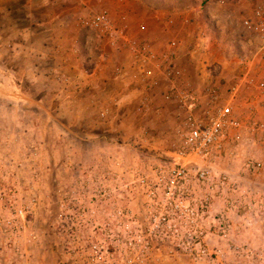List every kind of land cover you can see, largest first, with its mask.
<instances>
[{"label":"rangeland","instance_id":"1","mask_svg":"<svg viewBox=\"0 0 264 264\" xmlns=\"http://www.w3.org/2000/svg\"><path fill=\"white\" fill-rule=\"evenodd\" d=\"M19 1L15 18L24 23L25 0ZM109 1L118 7L128 3L129 20L121 13L113 15ZM119 1L59 0L61 21L77 33L61 62L27 63L18 47L4 43L3 31L10 29L12 17L0 16V264H82L77 254L67 256L65 248L103 242H113L114 264H264V91L238 92L233 116L239 126L223 133L212 156L179 155L188 115L205 119L216 111L245 71L254 82L264 83L260 70L264 63L254 57L256 44L241 22L253 6L240 8L239 0ZM190 9L196 12L197 30L191 33L192 44L182 47L181 59L177 60L178 54L171 59V76L163 78L165 63L161 69L160 65L149 68L151 75L146 78L136 73L133 67L143 61L133 57V44L147 45L153 54L148 61L162 64L160 56L171 51V43L178 48L182 37H174L170 30L160 48L151 47V41L133 39L128 33L132 19L146 25L149 13L160 10L173 28L174 16H186ZM98 14H106L129 43L115 48L103 34L82 26V20ZM55 49L66 52L64 47ZM124 73L134 94L129 100L119 83ZM107 74L113 75V83ZM172 84L187 93L185 104L169 94ZM101 88L114 96L113 103L97 98L94 107L98 108L84 111L60 110V101L55 103L59 90L83 93V99L89 90L97 93ZM13 120L28 127L12 128ZM22 130L34 132L33 137L37 134L39 142L33 145L27 137H19ZM31 151L43 157L33 158ZM172 168L185 170L186 182L173 179L168 172ZM200 171L207 172L218 188L211 191L197 181ZM171 182L182 183L187 199L195 202L199 218L192 224L147 220L152 186L162 183L160 192H167L162 186ZM65 198L78 199L88 216L95 213V229L82 225L76 239L64 232L57 217ZM20 210L21 218L14 217L20 226L16 232L8 224ZM124 216L133 220L122 221ZM155 226L166 236L154 237ZM109 230L113 238L107 239ZM127 236L135 251L142 248L143 240H150V252L125 254L124 248L119 252ZM192 247L195 252L182 251Z\"/></svg>","mask_w":264,"mask_h":264},{"label":"built area","instance_id":"2","mask_svg":"<svg viewBox=\"0 0 264 264\" xmlns=\"http://www.w3.org/2000/svg\"><path fill=\"white\" fill-rule=\"evenodd\" d=\"M253 1V7L250 9L249 13L246 14L245 17H243L241 22L243 29H245L246 32H248V34L253 37L252 41H254V43L256 44L257 51L254 57H257L258 60L264 62V0ZM81 24L85 28L98 31L103 34L108 41V44L110 46H114L115 48H118V46L122 44L129 43L123 33V30L113 25L106 14H98L96 16H93L89 20H82ZM170 45H172L171 51H169L166 55L160 56L162 64H153L152 62H155L154 60L148 61L150 58H152L153 55H151L147 51L148 46L146 45L138 48V46L133 44L131 49L134 51L135 59L139 57L141 61H143L141 66L133 67L135 72L141 75L143 78H146L148 77V75H151L148 74V70H150L149 68L160 65L158 67L159 69H161V67H164L163 64L165 63L163 78H169L172 72L168 69H171L172 67L170 64L171 59L175 57V50L177 49L176 43H171ZM138 61L140 60L138 59ZM147 63H152V65L149 66ZM244 68L247 69V67ZM165 70H167V72ZM173 73L176 74L175 71ZM170 87L172 90L169 92V94H175V97L178 98L181 103L185 104L188 99L187 93L181 91V89L179 87H176V85L174 84H172ZM242 88H253L258 92H263L264 83L254 82V80L249 76V71H245L242 73L239 81L229 89L230 97L228 98V100L226 99V101L221 106L216 108V111H214L213 113H208L205 119L194 116L192 114L188 115L185 123L186 133L184 134L181 143L182 151L179 152V155L181 157L186 155H194L200 158H208L209 156H212V153H214L215 149L218 150V142L220 138H222L223 133L226 130L236 129L239 126V122L233 116V106L237 100L236 96ZM205 93L211 95L212 91L209 88H206ZM167 98H169V96H167ZM168 172L173 179L178 178L179 181L182 180L186 182L188 178V175L182 168H172L168 170ZM161 173L162 172H160V174ZM196 178L197 181H200L202 185L205 184L206 187H208L211 191L218 188L217 185H214L211 182V179L209 178L207 172L200 171L197 174ZM162 183H158L152 186L151 192L147 194V207L151 208L148 211L147 220L158 221L162 224H170L175 222L192 224L193 222H195L199 218L196 209L193 208L195 202L191 199H187L185 193L182 191V189H184L183 184L177 182L176 186L174 182H171L168 187L162 186L163 189L167 192L161 193L159 187L162 185ZM223 184V182H220V185ZM125 186V191L129 193V185ZM78 201L79 200L75 198H65L63 201H61V211L57 217V221L63 227L64 232L68 234V236L72 239H76L78 237L77 232H79L80 228H83L87 224L91 225L93 229H95L93 224L94 221L92 220L97 219L96 216H93L95 215V213H91L92 215L90 216H88V214H85V210H82V207L80 206ZM125 204L129 205V197L127 201H125ZM119 211L117 214L121 216L122 214H120ZM22 214V210L14 214L13 220H11V222L8 224L11 229H20V226L14 220V217L21 218ZM123 219L122 221L125 222L133 220L132 218H129V216H124ZM155 228L157 230L154 232V237L157 234V237L166 236V233L159 226H155ZM188 228L191 227L188 226ZM187 234L189 239L191 240L192 236H190V232L187 231ZM106 237L107 239L113 238L111 230H109V234H107ZM125 241L127 242V244L126 242H124L125 245L119 247V252L122 248H124L125 254H127L129 251V254L137 253L144 255L149 253L150 249L152 248V242L150 240H143L142 248L139 251L134 250L133 242L132 240L129 241V236L125 238ZM112 244L113 242H103L102 244L89 243V245L86 247L78 246V248L73 249L65 248V254L67 256L77 254L78 258L82 260V264H114L112 260V256L114 254L112 252L115 251V246H113ZM190 245H194L193 247H195L197 244L190 241ZM193 247L190 249L183 248L182 251L195 252L196 249ZM83 255L86 256V258H84ZM110 257L111 259H109ZM124 264H129V261H126Z\"/></svg>","mask_w":264,"mask_h":264},{"label":"crops","instance_id":"3","mask_svg":"<svg viewBox=\"0 0 264 264\" xmlns=\"http://www.w3.org/2000/svg\"><path fill=\"white\" fill-rule=\"evenodd\" d=\"M122 1L123 2H129V0H120L119 3ZM109 2H111V1H109ZM251 2H252V0H239L237 5L240 8L248 9V8L252 7V5H253V4H251ZM116 3H115V1L111 2V6L107 7L108 10L112 11L113 15L121 13L122 15H125L126 17L128 16L127 19L129 20L128 3H127V7H125L126 6V5H124L125 3H120V4H122V6L120 4H118L121 7H118L116 5ZM18 4H21L19 0H0V16L10 15L12 17V20L10 21V22H12V24L11 23L9 24V25H11L10 29L7 30L8 29L7 28L3 31L4 43L6 42L8 44V42L10 41L14 47H18L20 49L22 55L28 57V58L26 57L27 63H31V62L36 63V62H42V61H44V62L45 61H50V62H52V61H54V62L63 61L64 59L62 58V56H63V54L67 55L70 43L72 44V42L74 41L73 39H75V36L77 35V33H75L74 28H71L70 25L64 24L61 21V19L64 20V18L62 17L63 13L61 11L62 9H61V5H60L59 0H25L24 3L22 4L23 12L25 13V11H26V17H24V18H26V21L24 23H22L21 21L18 22L17 19L15 18V15L17 14V11L15 8H17V9L21 8V6H19ZM190 11H191V9H190ZM190 11L186 16H180V18L178 16V14L176 16H174L173 28H171L172 26H170V24H167V22H166V19H167L166 13L164 11H160V10L157 12L151 11L149 13L150 16L145 18L146 19V25L142 24L140 26L139 25L140 23L139 24L133 23V21L135 22V19L130 18V19H132V25L129 26V32L128 33L133 37V39L134 38L136 39V37L137 38L139 37V38H142L143 41H149V42L151 41V43H149L150 45L152 44L154 47L158 46L160 48L162 46V44L164 43V41H163V43L161 41L162 38L164 36L167 37L170 33L169 32L170 30L174 31L173 32L174 37L176 36V37L184 38V40L182 38L177 40L179 42L180 46L175 50V56L178 54L177 60L179 61L181 59V53L183 52L182 47L185 48V47L190 46L192 44L191 36L193 34H191V33L194 30H197L196 18L194 17L196 12H194V11L190 12ZM132 17H135V16H132ZM181 19H183V21ZM139 27H140V30H142L141 33H139L140 32ZM152 32L157 33L158 36L154 37L152 35L154 33H152ZM165 32H167L168 34H165ZM140 34H141V36H140ZM194 34H195V32H194ZM18 35H20V37H21L20 39L18 38ZM152 45H151V47H152ZM55 47H57V48L58 47H64L66 49V52L64 51L61 54L59 51H57V49H55ZM56 51H57V53H56ZM56 55H58V56H56ZM128 58H129V56H128ZM263 65L260 66V68H261L260 70L263 71L262 74L264 75V66ZM29 68H30V66H29ZM31 75H32V73H31ZM106 77L111 79L109 81V83H113V80H112V78H114L113 75L110 77V74H107ZM41 78L44 79V77H41ZM121 78H122V80L119 79V83L124 85L125 91L127 90L126 91L127 92L126 93V100L127 99L129 100V97L131 95H132V97L134 96L133 92L131 91V88L129 87V76L126 73H124L121 76ZM33 79L35 80L36 77ZM65 80H67V78H65ZM65 80H63V81H65ZM78 82L80 83V81L77 79L76 83H78ZM67 83H69V82H67ZM94 89H96V88H94ZM94 89L92 91H94ZM101 90H102V88L99 89L97 93L89 90V93L84 94L86 96L85 97L83 96L84 97L83 99L81 98L82 97L81 95L83 93L82 94L77 93L76 91L72 93V92H70V90H67V92L66 91L64 92L63 90H59L57 93V99H56L55 103H58V101H60V107H61L60 110H68V109L73 108L74 110H77V111H84V109L87 110V109H91V108L95 110L96 105L94 107V104H95L94 102L97 98L98 99L103 98V99H105L103 101H109V103L110 102L113 103L112 101H113L114 96L109 94L108 93L109 91H107L106 89L104 91H101ZM81 92H84V91H81ZM63 95H64V97H63ZM75 95L77 96L76 98L74 97ZM53 96H55V95H53ZM70 96H71V98H73V100H71V98L69 99ZM31 97L34 100H36L35 97H33V96H31ZM55 98H56V96H55ZM37 101L38 102L43 101L44 106L48 105L44 100L38 99V100H36V102ZM91 103H92V106L90 105ZM51 104H52V102H51ZM70 104L72 106H69ZM54 106H56V105H54ZM97 108H98V106H97ZM119 108H120V106L118 105L117 109H119ZM76 124H77V122H76ZM5 125H2V127H4ZM22 126L28 127V124L24 123L22 120H19V121L13 120L12 128H16V127L20 128ZM30 127H32V126H30ZM23 132L24 131L22 130V135H20L19 137H23V136L27 137V139L29 141H32L31 143H33V145L37 144L39 142V138H38V136H36L37 134L35 135V137H33L35 134L34 132H31L29 130L27 131V133H23ZM33 145H32V149H33ZM29 147H31V146H29ZM36 151H37V149H36ZM31 152H32L31 157H33V158L41 159V157H43V155H41V153H39V152H35V151L34 152L31 151ZM29 244L32 245L31 243H29Z\"/></svg>","mask_w":264,"mask_h":264}]
</instances>
